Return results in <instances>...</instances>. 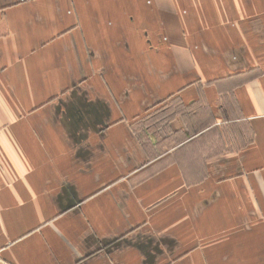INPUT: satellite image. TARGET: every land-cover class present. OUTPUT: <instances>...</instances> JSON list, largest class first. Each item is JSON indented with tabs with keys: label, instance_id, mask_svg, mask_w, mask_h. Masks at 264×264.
<instances>
[{
	"label": "crops",
	"instance_id": "crops-1",
	"mask_svg": "<svg viewBox=\"0 0 264 264\" xmlns=\"http://www.w3.org/2000/svg\"><path fill=\"white\" fill-rule=\"evenodd\" d=\"M0 251L264 264V0H0Z\"/></svg>",
	"mask_w": 264,
	"mask_h": 264
},
{
	"label": "built area",
	"instance_id": "built-area-1",
	"mask_svg": "<svg viewBox=\"0 0 264 264\" xmlns=\"http://www.w3.org/2000/svg\"><path fill=\"white\" fill-rule=\"evenodd\" d=\"M0 264H12L10 262H8L7 260H5L2 255H1V251H0Z\"/></svg>",
	"mask_w": 264,
	"mask_h": 264
}]
</instances>
